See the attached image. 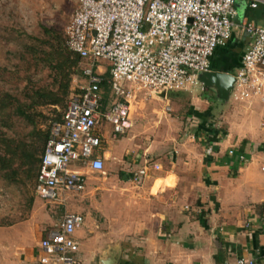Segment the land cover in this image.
Wrapping results in <instances>:
<instances>
[{"label":"crops","instance_id":"1","mask_svg":"<svg viewBox=\"0 0 264 264\" xmlns=\"http://www.w3.org/2000/svg\"><path fill=\"white\" fill-rule=\"evenodd\" d=\"M235 6L237 23L264 25V7L251 9L248 0H236ZM250 43L236 30L227 46L216 50L212 72L240 69ZM100 69L97 63L105 80ZM110 81L109 89L101 88L96 116L102 147L94 154L104 171L70 164L83 175L82 189L62 192L54 204L45 201L54 205L56 222L48 212L42 216L36 204L29 218L0 225V264H40V243L64 213L81 219L74 235L77 264H236L238 259L264 264V101L231 100V94L221 102L206 88L131 100L146 89L131 85L117 92ZM106 90L116 99L107 100ZM181 96L187 100H177ZM117 104L123 107L122 133L106 119ZM186 122L193 130L182 136ZM126 131L135 135L119 138ZM106 170L115 177L98 199L93 194L74 199L91 185L88 173ZM96 200L101 203L91 209L79 204ZM113 206L116 214L109 212ZM63 208L68 210L57 218Z\"/></svg>","mask_w":264,"mask_h":264},{"label":"built area","instance_id":"2","mask_svg":"<svg viewBox=\"0 0 264 264\" xmlns=\"http://www.w3.org/2000/svg\"><path fill=\"white\" fill-rule=\"evenodd\" d=\"M236 0H80L67 27V46L84 62L83 79L73 90L63 123H55L41 164L37 195L56 203L62 192L82 189L83 175L71 171L82 162L95 172L104 162L95 156L102 147L97 129L103 77L96 72L101 60L111 66V84L120 91L123 82L157 92L204 90L201 73L211 72L217 49L226 47L236 30L248 35L250 45L235 75V100L258 97L264 101V25L236 22ZM251 9L264 0H248ZM123 107L117 104L106 116L123 132ZM231 156L236 155L230 150ZM244 161L243 155L237 156ZM160 169V166H155ZM81 219L64 213L40 243V264H77L79 245L74 235ZM229 264V263H224ZM236 264H255L238 259Z\"/></svg>","mask_w":264,"mask_h":264},{"label":"rangeland","instance_id":"3","mask_svg":"<svg viewBox=\"0 0 264 264\" xmlns=\"http://www.w3.org/2000/svg\"><path fill=\"white\" fill-rule=\"evenodd\" d=\"M79 1L80 0H0V88L2 91L12 94L21 102H25V92L27 90L40 87H55L54 73L41 61L40 57H37L40 50L50 48L49 44L44 42H52L51 39L45 36L43 28L54 29L56 31L55 38H59L60 43L61 41L64 43L66 42L67 45V27L78 8ZM29 45L36 47L34 48L36 50L35 54L33 52L28 53L26 48ZM99 64L101 67L100 72L103 76L110 73L109 62L101 60ZM84 66V62L79 61L74 69L70 86L71 93L78 87L80 82L85 81L83 79ZM238 72L239 68H235L231 71L234 75ZM131 85L135 87V85L130 82H123L120 87L121 90L122 86L124 89L129 90ZM111 91L112 93L120 94L116 93L113 89ZM111 91H105L108 96L107 100L116 99V96H113ZM140 91L142 93L141 98L139 94ZM149 91L150 90H139L137 91L136 98H132L131 100H140L145 97L147 98L146 100H162L163 97H161V95L159 96L158 93ZM209 95L214 96V93L210 91ZM186 98L185 96H181V98H177V100H187ZM189 100L192 99L189 98ZM231 100L235 99L232 98ZM51 110V108H43L42 112L48 118V125L53 128L55 122L51 121L55 118V115L52 114ZM9 123L10 126L6 127L0 125V132L5 134L7 138L27 142L31 140L33 127L27 124L22 118L14 117ZM43 128L45 129V125H43ZM192 130L193 128L186 122L181 130V135L183 136L184 134L191 133ZM134 135L133 132L131 134L129 131H126V133L119 136V138ZM106 171V174L88 173L91 185L89 188L78 192L79 194L76 195L74 199L78 200L81 195L84 194H88V198L93 194L95 198L98 199L104 184L108 182L110 178L115 177L113 171ZM36 174L37 169L20 171L15 179L16 181H7L0 175V225H4L9 221L15 223L22 219L29 218L32 215L33 209L38 207V204H40L39 211L42 212V216L44 213L48 212L51 215V220L54 222L57 221L56 218L52 216L53 213L51 212V210L55 209L54 205H49L45 201H40L39 199L41 197L38 199ZM106 187H109V191L116 190L113 185H106ZM100 203L101 202L98 200L95 202H79V204L84 205L86 209H91L92 204ZM109 209L110 213L116 214L118 208L113 206ZM67 210L63 208L61 212H59L57 218Z\"/></svg>","mask_w":264,"mask_h":264},{"label":"trees","instance_id":"4","mask_svg":"<svg viewBox=\"0 0 264 264\" xmlns=\"http://www.w3.org/2000/svg\"><path fill=\"white\" fill-rule=\"evenodd\" d=\"M44 34L51 39L50 48L40 50V57L54 73V88H32L25 92V102L0 88V125L6 127L14 117L22 118L33 127L31 140L19 141L7 138L0 132V175L7 181H16L20 171L37 169V188L41 185V164L46 146L51 139L52 128L43 108H51L55 118L51 122L63 123L70 102V86L74 69L80 61L69 50L66 42L55 38L54 29L43 28ZM61 40V39H60ZM35 46L29 45L28 53H36ZM42 52V53H41ZM110 73L105 75L102 87L109 89ZM45 125V129L43 128Z\"/></svg>","mask_w":264,"mask_h":264},{"label":"water","instance_id":"5","mask_svg":"<svg viewBox=\"0 0 264 264\" xmlns=\"http://www.w3.org/2000/svg\"><path fill=\"white\" fill-rule=\"evenodd\" d=\"M199 82L209 91H212L216 100L228 102L235 88L238 79L232 73L224 72H207L201 73L198 77ZM162 97L165 94L161 95ZM44 181V179H41Z\"/></svg>","mask_w":264,"mask_h":264}]
</instances>
